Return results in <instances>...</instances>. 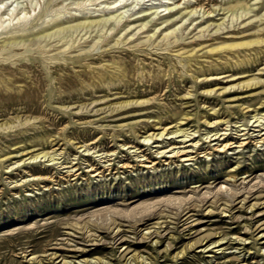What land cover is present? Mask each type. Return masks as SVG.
I'll use <instances>...</instances> for the list:
<instances>
[{
	"label": "rangeland",
	"instance_id": "rangeland-1",
	"mask_svg": "<svg viewBox=\"0 0 264 264\" xmlns=\"http://www.w3.org/2000/svg\"><path fill=\"white\" fill-rule=\"evenodd\" d=\"M261 127L264 0H0V264H264V142L85 173Z\"/></svg>",
	"mask_w": 264,
	"mask_h": 264
},
{
	"label": "bare ground",
	"instance_id": "bare-ground-1",
	"mask_svg": "<svg viewBox=\"0 0 264 264\" xmlns=\"http://www.w3.org/2000/svg\"><path fill=\"white\" fill-rule=\"evenodd\" d=\"M226 1H231V0H226ZM170 11H171V9H170ZM177 14L178 15H181V12H177ZM55 16L57 17V14L51 16L50 19L52 20ZM51 20H49V21H51ZM137 21H139V19ZM214 78H216V77H213V79ZM166 130H168V129H166ZM166 130H164L163 132H161L159 135L155 134L153 138L158 141V139H156V136L161 137L162 135H165V134H176V133H183V132H185L183 129H179V128H176L173 131L172 130L171 131H166ZM262 130H263V128L261 127V129L257 130L258 131L257 135H253L252 136L250 134L249 136H247L245 138H241V139H240V137L239 138H236V137H234V138H232V137L230 138L229 137L228 138V135L221 138V136L222 135H225V133H222V134H219V135L217 133H215V134H213L215 137L212 140L213 141L216 140L217 142L214 143L213 145L208 144L206 147H203V148L201 146H198V143L197 142H195L193 144H188V145H185V146H178V147H176V146L170 147L171 145L169 143L166 146V148H164V149H161L162 147L160 148L157 145L156 146L157 149L155 151H153V152H155L156 155H152V154L151 155H148L147 154V156H145L144 154H142V155H136L135 157H138V159H135L134 160L135 161V164L130 165L129 163H124V162L118 161L115 168L113 167L114 164L112 162L115 158H111V156L114 153H112V154H106L103 157H100L101 159L103 158V160L100 161V162L103 163V165L100 166L101 168L100 167H97L96 165H94L92 163V164L88 165L87 169L85 170V173L88 176H100V177L103 176L104 173H106V175H109V174H112V173L117 175L119 173H124L126 170H134V168H136V167H141V168H155V166L158 164L157 161L161 162L162 164H168V163H171V162H174V161H177V162H189V161H191L192 162V161H194V160H196L198 158H202L204 156H208V155H210V154H212L214 152L220 154V153H225L228 150H234V149H237V148L238 149H243L248 144H251L253 146H255L257 144H260V146H261L262 143L264 142V137H261L264 134V133H261ZM246 134H247V132L244 133V134H241L240 136H243V135H246ZM180 136L183 137V141H178V143H185V142L191 140L190 138L188 140H185V138L188 137V134L186 132L183 133V134H181V135H179V137ZM150 137L151 136H149V138ZM170 138H172V137H169V139ZM151 139H152V137H151ZM212 140H210V141H212ZM168 146L170 148H168ZM188 148H190V149H188ZM138 153H139V151H138ZM140 153H142V151H140ZM40 154H42V155L39 156ZM38 157L39 158L40 157L41 158H47L46 160H44L42 162H39L42 165H44L45 167L53 166V164L50 163V162L53 161V158L49 155L48 152H39V153L37 152L36 154L30 155L26 159H33V161H34L35 159L37 160ZM154 158L155 159H158V160H154ZM26 159H22V161H24ZM36 160L34 162H36ZM44 162H48V163H44ZM22 164H27L28 165V164H34V163L32 162V163H22ZM75 166H76L75 164H70L69 166L67 165L65 167H62V168H67V171H65L67 173L66 174V177L71 178L70 180H74V179H76L80 175V173H78V169ZM238 168H239V164H237L236 166H234L233 168H231V172L232 173L230 174L229 177H231V178L234 179ZM47 179H44L43 178L42 180L43 181H46ZM27 180H31V179H27ZM20 185L21 184H18L16 181H14V182H12V185H10V186H11V188H15V187L20 186ZM190 208H192V207L189 206L188 209H190ZM208 214L209 213H206L205 215H208ZM221 216H227V214H222ZM257 238L263 239L264 238V233H261V234L259 233V236ZM236 239L242 240L241 238H237V237H236ZM152 242H154V241H152ZM196 243H198V241ZM206 243L203 244L204 249L203 250H200V251L203 252L205 250L204 252H209L212 248L219 247V246H221L225 242L224 241H222V242L221 241H215V242H213L214 245L211 248H209V246L206 245ZM263 243H264V241H263ZM193 244L194 243H191L189 245V247H191ZM237 244H240V243H237ZM199 246H201V245H199ZM212 252H214V251H212ZM60 262H62L61 264H69V262H71V261L68 262V261H65V260L61 259V260L58 261V263H60ZM82 262H83V264H94L95 263V262L90 261V260H85V261H82ZM72 264H78V263L77 262H73Z\"/></svg>",
	"mask_w": 264,
	"mask_h": 264
}]
</instances>
